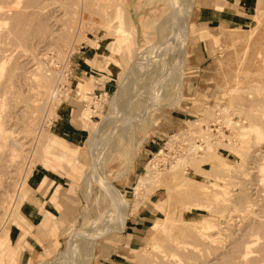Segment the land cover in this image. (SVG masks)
<instances>
[{
    "label": "rangeland",
    "instance_id": "1",
    "mask_svg": "<svg viewBox=\"0 0 264 264\" xmlns=\"http://www.w3.org/2000/svg\"><path fill=\"white\" fill-rule=\"evenodd\" d=\"M85 1L0 2L24 7L9 19L0 6V126L7 145L20 144L14 155L0 145V254L7 244L13 253L2 264H65L69 251L76 264H241L240 257L256 264L255 256L264 258V0H254L241 23L219 26L203 22L209 11L201 8L213 0H193L188 22L217 41L188 45L183 59L158 55L177 18L171 0L138 1L158 36L118 54L113 47L127 37L111 30L126 18L118 19L114 7L128 12L129 0ZM142 55L153 57L139 65ZM87 92L99 114L84 117L83 132L66 115L74 95L78 107L87 105ZM52 133L88 153L80 174L49 155ZM174 133L197 139L196 151L151 168L149 160ZM141 177L145 182L133 189ZM105 182L129 203L123 221H113L118 212ZM47 211L53 218L44 227ZM23 218L32 226L17 239ZM205 221L215 225L204 231L207 242L192 231ZM86 229L93 248L96 241L88 260L78 249ZM112 230L122 231L106 233Z\"/></svg>",
    "mask_w": 264,
    "mask_h": 264
},
{
    "label": "crops",
    "instance_id": "2",
    "mask_svg": "<svg viewBox=\"0 0 264 264\" xmlns=\"http://www.w3.org/2000/svg\"><path fill=\"white\" fill-rule=\"evenodd\" d=\"M138 1L139 0H129L128 4V16L131 20V25L133 29L135 30V36H134V45L138 43H145L147 45L150 44V36H158L157 29H155V26L153 28L150 27L149 23L143 19L142 15L140 14L139 8H138ZM193 0H191L192 3ZM162 2V0H160ZM254 0H213V2H208V6L202 7V10L209 11V13H202L203 16L206 17L203 22L214 24L216 26H219V24H225V23H241L246 17H241L240 15L246 14L249 9H251V6L253 4ZM191 6V4H190ZM160 11L162 12V6H160ZM232 30V29H231ZM230 31V30H229ZM206 38H212L214 41H217V36L211 34L206 28L202 29H196L193 24H190L188 22V37L186 41V46L184 50V54L187 53L188 45H194L198 41L205 40ZM132 46V48L134 47ZM184 54H182V59L184 57ZM182 61V60H181ZM80 94H84L79 90H76L75 95L79 96ZM75 95L70 99L71 107L69 108V111L67 112L69 117V120L71 121L72 125L76 128L81 129L83 132V128L81 125L85 122L84 117L87 116L90 118V109L87 105H84L83 107H78L77 103L81 102L78 98H75ZM87 106V107H86ZM91 120V119H90ZM155 125V124H154ZM49 155L52 154L53 157L58 161L63 163V165L66 168H70L73 172L80 174L81 169L80 166L85 164L88 161V153L84 151L80 147V143L78 141H67L66 139L52 133L51 135V141L48 146ZM71 187V186H70ZM115 187V186H114ZM121 193V192H120ZM66 195V193H63ZM122 194V193H121ZM55 194H53L54 198ZM123 196V194H122ZM67 210L73 211L75 209V205L66 199L65 197L60 198L59 201ZM127 202V201H126ZM128 203V202H127ZM129 207V203H128ZM48 218L44 220V222H41L44 227H48L49 224L52 221L53 214L49 211H47ZM25 219L17 221V227L19 228V233L17 235V239L23 238L28 231L31 228V224L26 225ZM125 228V222L123 229ZM68 229V228H67ZM38 230V228H36ZM57 227H53V231H56ZM122 230H112L109 232H120ZM47 236L45 234L42 235V240H45ZM11 239V238H7ZM49 246H52L51 243H48ZM95 245L96 241H94V248L93 252L95 251ZM7 250L2 252L0 254V264H2L3 259L6 257H9L11 259V262L13 260L12 258V250L11 247L7 244Z\"/></svg>",
    "mask_w": 264,
    "mask_h": 264
},
{
    "label": "bare ground",
    "instance_id": "3",
    "mask_svg": "<svg viewBox=\"0 0 264 264\" xmlns=\"http://www.w3.org/2000/svg\"><path fill=\"white\" fill-rule=\"evenodd\" d=\"M15 1H17V0H15ZM20 1V0H19ZM87 1L88 0H86L85 1V4H87ZM94 1V0H93ZM99 1V0H98ZM97 1V2H98ZM111 1L112 0H110L109 2H110V4L109 5H112L111 4ZM114 1V0H113ZM118 1H120V0H118ZM121 1H124V2H126L125 0H121ZM0 2L1 3H3L4 2V0L3 1H1L0 0ZM5 2H6V0H5ZM4 2V4L3 5H5V4H9L10 2H12V0H10V2L9 1H7L6 3ZM84 2V1H83ZM89 2L90 1H88V4H89ZM97 2H95L97 5H99L100 3H97ZM108 2V3H109ZM114 3V2H113ZM171 3H172V5H173V7L175 8V16L177 17L176 19H174V20H176V21H174L173 23H174V25L172 26V28L171 29H169V33L167 34V36L164 38V41L162 42V49L161 50H159L158 52H160V54H158L159 56H162L163 55V52L165 51L166 53H170V52H175L177 55H178V58H181V56H182V54L184 53V50H185V46H186V41H187V37H188V17H189V9H188V7H189V5H190V3H191V0H171ZM91 7L93 6V4H94V2H92L91 1ZM101 4H103V3H101ZM105 4V3H104ZM107 4V3H106ZM126 4H127V2H126ZM7 5H5V6H7ZM108 5V4H107ZM128 5V4H127ZM0 6H2L1 4H0ZM5 6H2L1 8L4 10V13H6L5 15H7L8 14V16L7 17H9V15H10V17H9V19L12 17V16H14V17H12V18H17V16L15 17V14L17 15L18 13H12L11 12V10L12 11H14V12H19L20 13V11L24 8H22L21 9V7H19V9H18V11H15V7H17V6H14V5H12V6H14V7H12L13 9H9V8H5ZM95 6V5H94ZM4 7V8H3ZM27 7V6H26ZM83 9H84V6H81ZM87 7V6H86ZM85 7V8H86ZM97 7V6H96ZM96 7H94L95 9H96ZM100 7V6H99ZM110 7V6H109ZM120 7V6H119ZM119 7L117 6H115L114 7V10L115 9H117L118 11L116 12V11H114V12H116L115 14V16L119 19L120 17H123L124 16V18L123 19H125L126 18V24L124 23H122V22H120L121 21V19L119 20V23H117V25H115V27L113 28V30H111V31H115L116 30V32H124L125 33V36L127 37V40L125 41V45H121V44H119V43H117L116 44V46L115 47H113V51H114V53H116V54H118V52H119V50L118 49H121V51L120 52H126L127 50L129 51V50H131V52H132V47L131 46H133L134 45V36H135V30L133 29V27H132V25H131V20L129 19V16H128V12H127V9L126 8H121V9H119ZM0 8V14H1V12H2V14H3V16H4V13H3V10ZM93 8V7H92ZM93 8V9H94ZM26 9V8H25ZM87 9V8H86ZM24 10V9H23ZM22 10V11H23ZM88 10H90L91 11V8L90 9H88ZM88 10H87V12H88ZM101 10V9H100ZM79 11V10H78ZM81 11V10H80ZM99 11V10H98ZM97 11V12H98ZM112 10L110 11V13L111 12H113ZM9 12H11L12 14H10ZM94 12V11H93ZM96 12V11H95ZM21 13H24V11L23 12H21ZM21 13L19 14V15H21ZM102 13V12H101ZM100 13V14H101ZM1 14V15H2ZM14 14V15H13ZM99 14V13H98ZM109 14V13H108ZM0 15V16H1ZM110 15H112V13L110 14ZM110 15H109V17H110ZM2 16V17H3ZM99 16V15H98ZM113 16V15H112ZM1 17V18H2ZM6 17V18H7ZM19 17V16H18ZM108 17V16H107ZM0 18V19H1ZM11 18V19H12ZM113 18V17H112ZM115 18V17H114ZM175 18V17H174ZM108 19V18H107ZM110 20H111V18H109ZM117 19V20H118ZM169 19V18H168ZM117 20H115V21H117ZM109 21V20H108ZM113 21V20H112ZM123 21V20H122ZM111 22V21H110ZM118 22V21H117ZM124 22H125V20H124ZM63 30V29H62ZM113 46V45H112ZM151 49V48H150ZM155 50V49H154ZM158 50V49H157ZM3 52L5 51V50H2ZM0 52H1V49H0ZM152 52H155V51H152ZM1 54H2V52H1ZM1 54H0V57H1ZM6 54V53H5ZM121 55V54H120ZM156 54H154L153 56H155ZM118 56V55H117ZM122 56V55H121ZM131 56V55H130ZM153 56H151V55H149V56H144V55H142L141 57H140V60H139V65H143L145 62H147V61H150L151 59H150V57H153ZM5 57V56H4ZM125 57V56H124ZM156 57V56H155ZM177 58V59H178ZM124 61H125V59L124 58H122ZM127 63V62H126ZM149 63V62H148ZM178 63V62H177ZM2 64H0V66H1ZM125 66H126V64H125ZM124 66V67H125ZM141 67V66H140ZM134 68L135 69H137V71H139V70H141L140 68H139V66L137 67V65L136 66H134ZM134 68H133V70H134ZM124 69V68H123ZM169 68H168V70H167V76H168V79L169 78H171L172 76H173V73H172V70H171V72H169ZM144 72V71H143ZM136 76V75H135ZM155 80V79H154ZM163 80V79H162ZM160 81V80H159ZM130 82H132V81H130ZM125 83V82H124ZM128 83V82H127ZM162 82H160V84H161ZM158 85V84H157ZM39 93V92H38ZM44 95V94H43ZM45 96V95H44ZM43 96V97H44ZM85 96H86V94H85ZM34 101V100H33ZM39 103V102H38ZM32 105V104H31ZM37 106V105H36ZM115 106V105H114ZM34 106H32V108H33ZM30 113V112H29ZM27 114V113H26ZM32 114V113H31ZM143 114V113H142ZM1 115V114H0ZM35 117V116H34ZM29 119H32V118H29ZM35 119V118H34ZM2 122H3V120H2ZM27 122V121H26ZM29 122V121H28ZM30 123H32V122H30ZM36 123V122H35ZM126 124V123H125ZM30 125V124H29ZM32 126V125H31ZM30 132V131H29ZM175 134V133H174ZM7 137H9V133H7L6 131H5V129H3V127H1L0 126V145H2V147L4 146V147H6V146H9L10 145V147L9 148H7V149H10V150H8V151H10L11 152V154L12 155H14V154H16L15 152H16V149H18V148H20V144L19 143H13L12 144V142H11V144H8L7 145V143H10V141L9 142H7V140L8 139H10V138H7ZM13 140H14V138H13ZM12 140V141H13ZM98 146V145H97ZM92 148V151H93V149H94V146H92L91 147ZM2 149V148H1ZM6 149V150H7ZM97 149H98V147H97ZM4 150V149H3ZM3 150H2V152H3ZM6 153V152H5ZM10 155V154H9ZM17 156V155H16ZM94 160H95V158H93V164H94ZM93 166V165H92ZM175 166V165H174ZM178 166V165H177ZM150 168V167H149ZM174 168V167H173ZM152 171V170H151ZM153 173H154V171H152ZM152 172H150L151 174H152ZM147 179V178H146ZM156 179V178H155ZM149 180V179H148ZM145 182V180L141 177L139 180H138V183H137V185L136 186H134V188L133 189H138L139 188V186L140 185H142L143 183ZM105 186H106V188H108L109 190H110V192H111V197H112V203H113V206L116 208H113V209H115V210H117V212H118V215H117V217L115 218V220H113V221H115L114 223H117L118 221H123L124 220V218H125V214H126V211L128 210V206H127V203L121 198V196L109 185V184H106V182L105 183H103ZM205 184V183H204ZM207 185V184H206ZM212 185H214V186H217L218 187V185H215V184H212ZM201 186H203V185H201ZM205 186V185H204ZM208 188V187H207ZM200 189V188H199ZM202 189V188H201ZM202 191V190H201ZM204 192V191H203ZM14 195V194H13ZM13 202H14V200H13ZM2 206V205H1ZM12 209V208H11ZM5 210V209H4ZM114 210V211H115ZM10 211V210H9ZM12 212V211H11ZM6 214V213H5ZM10 214V213H9ZM4 216V215H3ZM8 217V216H7ZM6 217V219L8 220V218ZM119 218V219H118ZM227 220V219H226ZM225 220V221H226ZM101 221V220H100ZM227 222V221H226ZM5 223L6 222H4V224H3V226H2V224H1V228H2V231L4 230V226H5ZM220 223V222H219ZM222 223H223V221H222ZM225 223V222H224ZM113 224V223H112ZM192 224V223H191ZM221 224V223H220ZM192 226H193V233H195V236H194V238L197 236V238H199V239H201V241H202V239L204 240L206 237H205V230H206V234H207V230H209L210 228H213V226H215V225H213L212 223H209V222H204V225H203V223H201V225H199V226H197V225H195V224H192ZM1 228H0V230H1ZM187 228V227H186ZM215 228V227H214ZM98 229V228H97ZM100 229V228H99ZM216 229V228H215ZM92 230H95V228L94 229H92ZM92 230H90V229H86L85 230V232H86V234L83 236V237H81V239H79L80 241L78 242V249L81 251L82 250V253H83V255H84V259L85 260H88V258H87V256H90V254H91V251H92V249H93V243L91 242V239L89 238V232L90 231H92ZM84 233V232H83ZM188 233H190V230H189V232ZM188 233H186V234H188ZM192 234V233H191ZM217 234V233H216ZM180 235V234H179ZM183 237V236H182ZM181 238V237H180ZM212 238H213V236H212ZM257 238V237H256ZM211 239V238H210ZM249 238H247V240H245L246 242L247 241H249L248 240ZM181 240V239H180ZM186 240V239H185ZM206 240V239H205ZM204 240V241H205ZM251 240H252V238H251ZM255 240V239H254ZM2 242H3V239L1 240ZM188 241V240H187ZM256 241H258V240H255V242ZM206 242H207V240H206ZM250 243V242H249ZM248 243V244H249ZM257 243V242H256ZM77 245V244H76ZM175 245V244H174ZM253 245H254V242H253V244L250 246V244H249V247L251 248V247H253ZM187 246V245H186ZM248 246V245H247ZM185 247V246H184ZM243 247V246H242ZM176 249V248H175ZM187 249V248H186ZM189 249V248H188ZM242 249V248H241ZM248 250H251V249H248ZM247 250V251H248ZM253 250V249H252ZM251 250V251H252ZM257 250V249H256ZM243 251V250H242ZM247 251H245V253H247ZM78 252V251H77ZM241 252V251H240ZM249 252V251H248ZM68 253V255L70 256V259L69 260H65L64 259V261H63V263H65V264H76V259H75V255H74V253L72 252V251H69V252H67ZM250 253V252H249ZM157 255V254H156ZM86 256V257H85ZM157 256H159V255H157ZM250 256V254H247V257H249ZM256 257V256H255ZM254 257V259L255 260H257V262L259 261V259L262 257H259V256H257L256 258ZM158 258V257H157ZM162 258V257H161ZM263 258V257H262ZM83 259V258H82ZM240 259H241V261L243 262L244 260H242V258L240 257ZM244 259H246V257H244ZM264 259V258H263ZM262 259V263L261 264H264V260ZM158 260V259H157ZM247 260V259H246ZM245 260V261H246ZM156 261V260H155ZM248 261H251V260H248ZM260 261H261V259H260ZM239 262H240V260H239ZM241 262V264H243ZM257 262H256V264H257ZM83 262L81 261L80 263H78V264H82ZM87 263V262H86ZM153 263V262H152ZM155 263V262H154ZM246 264H247V261L245 262ZM150 264V263H149ZM259 264V263H258Z\"/></svg>",
    "mask_w": 264,
    "mask_h": 264
},
{
    "label": "built area",
    "instance_id": "4",
    "mask_svg": "<svg viewBox=\"0 0 264 264\" xmlns=\"http://www.w3.org/2000/svg\"><path fill=\"white\" fill-rule=\"evenodd\" d=\"M103 94H106V93H103ZM103 94L99 95V99H97L98 101L104 100V97H102ZM86 96L88 100H85V103L87 104L88 108L91 111L90 118L95 119L98 117L99 113H98L97 108L94 106V104H92L91 99L93 98V96L90 95V93L88 92L86 93ZM197 141L198 140L195 139L194 142H197ZM194 142L190 141V136L187 133L186 134H179V133L171 134L168 137V140L165 141L163 145L158 149L154 158L149 160L148 163H153L150 167L153 168L154 166H156L158 169H164L167 166H170L171 163L174 162L175 159L183 158L187 155H190V153L195 152L196 148L198 147V145L195 144ZM61 253L62 252H60V254ZM59 256L56 259L60 260Z\"/></svg>",
    "mask_w": 264,
    "mask_h": 264
}]
</instances>
